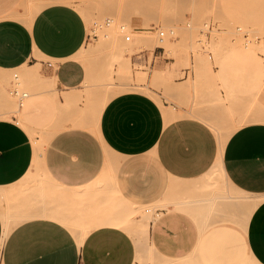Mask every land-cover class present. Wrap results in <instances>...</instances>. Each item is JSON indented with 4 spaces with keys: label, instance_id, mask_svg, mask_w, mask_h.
<instances>
[{
    "label": "crops",
    "instance_id": "0c3cea01",
    "mask_svg": "<svg viewBox=\"0 0 264 264\" xmlns=\"http://www.w3.org/2000/svg\"><path fill=\"white\" fill-rule=\"evenodd\" d=\"M87 34L67 0H0V90L21 71L35 90L25 116L45 133L37 146L16 115L0 116V264H135L123 223L142 206L155 207L153 264H264V116L220 149L210 121L224 107L189 110L177 89L181 104L126 91L87 109L76 58Z\"/></svg>",
    "mask_w": 264,
    "mask_h": 264
},
{
    "label": "rangeland",
    "instance_id": "374dc122",
    "mask_svg": "<svg viewBox=\"0 0 264 264\" xmlns=\"http://www.w3.org/2000/svg\"><path fill=\"white\" fill-rule=\"evenodd\" d=\"M247 1L67 0L87 23L86 42L76 55L90 72L79 90L86 108H101L106 99L126 91L144 92L159 101H177V89L186 94L189 110L204 108L207 99L215 107H224V119L210 121L222 134L251 121H263L257 117L264 116V0L262 4ZM154 25L162 27L166 36L161 39ZM158 46L164 47L165 59L153 65L135 63L140 52L151 63ZM187 71V80L179 79ZM14 73H18L17 79ZM127 82L133 88L127 87ZM15 87L30 96L16 95ZM2 90L0 116L16 115L34 139L38 138V146L45 133L35 129L25 116L34 88L15 70L2 82L0 93ZM138 210L127 226L131 234L145 214L155 215L154 206ZM153 257L161 258L149 250L135 264H153Z\"/></svg>",
    "mask_w": 264,
    "mask_h": 264
},
{
    "label": "bare ground",
    "instance_id": "6f19581e",
    "mask_svg": "<svg viewBox=\"0 0 264 264\" xmlns=\"http://www.w3.org/2000/svg\"><path fill=\"white\" fill-rule=\"evenodd\" d=\"M256 2H257V4L259 3V4H262V2H263V0H255ZM248 1L247 0H242V3L243 4H245V3H247ZM244 6H248V4H246V5H244ZM29 70H31V71H33V73H32V76H33V78L35 79V77L36 76H39V74L35 71V67H31V68H28ZM88 72V71H87ZM157 72H159V71H157ZM161 72V71H160ZM90 73V72H89ZM89 73H87V74H89ZM28 74V73H27ZM141 74V73H140ZM146 74V73H145ZM156 75V74H155ZM157 75L158 76H160V74H158L157 73ZM27 76V75H26ZM35 76V77H34ZM87 77H89L88 75H86ZM141 77H142V79H144V75H140ZM30 77V76H29ZM39 78H41V76L39 77ZM147 78V77H146ZM88 79V78H87ZM32 80V79H31ZM34 81V80H33ZM41 81V82H40ZM40 83H43L42 82V78L40 79ZM46 81V80H45ZM87 81V80H86ZM85 81V82H86ZM45 84H46V82H45ZM44 85V84H43ZM46 85H48V84H46ZM45 85V88L47 89V88H49V86H50V88L52 87L51 85H53V83L51 84V85H49L48 87ZM126 85H127V87H129V88H133L132 86L130 87L129 85H130V82H127L126 83ZM125 85V86H126ZM1 86H2V84H1ZM146 86V85H145ZM70 93V92H69ZM74 93V92H73ZM73 94H71V96H72ZM74 95H76L75 93H74ZM70 96V94H69V96H68V94L65 96V98L67 99L68 97H71ZM75 97V96H74ZM77 98V97H76ZM81 98V97H80ZM110 98H112V97H110ZM110 98H108V99H106L103 103H102V105H101V109L105 106V104L110 100ZM70 99V98H69ZM76 100V99H75ZM74 100V101H75ZM69 101V100H68ZM19 105V104H18ZM19 109V108H18ZM165 110L167 111L166 113H167V118H168V121H169V118H170V116L174 113L173 112V110H172V112L170 111L169 112V110H168V108H166V106H165ZM19 112H20V110H19ZM17 114L19 115L20 113H18L17 112ZM21 116V115H20ZM172 118V117H171ZM21 119H22V117H21ZM23 121V120H22ZM229 136V133L228 134H226V135H224V134H220V149H222L223 148V146H224V143H225V141H226V139H227V137ZM49 137V136H48ZM48 137L46 138V140H45V142H44V144L47 142V140H48ZM110 172V171H109ZM111 173V172H110ZM109 173V174H110ZM109 174H108V176H109ZM109 178V177H108ZM93 184V183H92ZM151 219H153V214H145L144 215V217L142 218V220H141V222H139V224H137V226L136 227H134L133 228V230H132V234H133V236H134V238H135V241H136V244H137V247H138V259L140 258V255L145 251V252H147V251H152L153 250V248L150 246V244H149V226H150V220ZM126 227L128 226V225H126V223H123ZM122 224V226H124ZM10 230H11V227H7L6 228V231H5V237H7L8 236V234H9V232H10Z\"/></svg>",
    "mask_w": 264,
    "mask_h": 264
},
{
    "label": "built area",
    "instance_id": "2783aa9c",
    "mask_svg": "<svg viewBox=\"0 0 264 264\" xmlns=\"http://www.w3.org/2000/svg\"><path fill=\"white\" fill-rule=\"evenodd\" d=\"M152 27H153V29H155V30L158 31L159 35L161 36V39H162L163 37L166 36V31L163 30L162 27L157 26V25H154V26H152ZM169 33H170V34H173L174 31H173L172 29H170V30H169ZM126 39L129 40V39H130V36H127ZM158 50H159V52H157ZM164 54H165V49H164V47H162V46H158V47H156L155 51L153 52V58H152L151 63H148V62H147L148 56H146V55L143 54L142 52H140V54L138 55V57H137L135 63H138V64H145V65H153L154 62H156V60H158V59H162V58L165 59L166 57H163ZM13 93H15L16 95L21 94V95H20L21 97H25V96H27V93H26V92H22V93H21V91H20L17 87H15V88L13 89Z\"/></svg>",
    "mask_w": 264,
    "mask_h": 264
},
{
    "label": "snow or ice",
    "instance_id": "6c2138e0",
    "mask_svg": "<svg viewBox=\"0 0 264 264\" xmlns=\"http://www.w3.org/2000/svg\"><path fill=\"white\" fill-rule=\"evenodd\" d=\"M262 260H264V258H262Z\"/></svg>",
    "mask_w": 264,
    "mask_h": 264
}]
</instances>
